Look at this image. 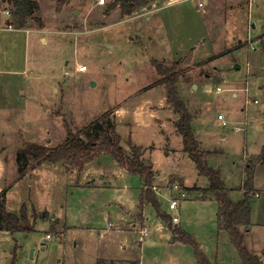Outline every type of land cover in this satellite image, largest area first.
<instances>
[{
    "label": "rangeland",
    "instance_id": "obj_1",
    "mask_svg": "<svg viewBox=\"0 0 264 264\" xmlns=\"http://www.w3.org/2000/svg\"><path fill=\"white\" fill-rule=\"evenodd\" d=\"M55 1L56 12L51 9L48 10L46 6L44 8L46 17H49V26L56 31V40L59 41V44L63 48H57L55 51H51V56L54 59H58V57L61 58L64 55V68L63 72L58 73L55 82H50L44 86L48 90V100L39 101L38 106L35 107L36 109L34 110L31 108L30 115L28 116L32 122L29 120L28 127L30 129L27 128L26 131L30 134H37V140L39 142L45 141L40 144L47 143V146L52 147L63 144L66 139V122L76 131L83 129L92 122L98 120L105 112L110 111L112 112L111 116L113 122L117 126L115 122H125L128 120L129 116L133 115L132 112H128L133 105L138 104L143 99L145 101L157 100L162 88L155 90L154 93L147 97H143V99L141 96L148 87L156 86L155 82L160 79L155 67L151 63L152 59H156L166 65H171L176 61L183 60L193 53L192 61L181 67V69H185L186 77L189 78V82H185L184 77H181L178 86L181 82L185 83V86L188 87V91H191L192 85L201 87L209 80L212 82L210 83V85L212 84L211 87H214L216 90L222 83V78L218 73H215L214 66L212 67V64L207 65L204 58H198L199 53L195 56V52L198 51L199 45L194 52L192 51L190 53V46H192L194 42H201L204 45L209 42V36L208 34L206 35L204 31L205 24L203 20V13L206 8H201V10L198 9L200 0H186L181 3V6L177 9L169 8L160 10L158 14L152 16L151 21H148L145 17L149 15L146 9L137 13V15H141V17L137 16L139 18L133 21L125 17L119 7L111 11L109 9L111 0H107L106 6L102 7L97 6L94 0H80L78 6L70 5L66 10L65 5L68 4L70 0L63 5L61 10H58V0ZM207 1L209 2V0ZM240 1L239 3L244 4L246 0ZM156 2L158 1L149 0L150 4H158ZM244 5H246L247 8V17L249 14L251 16L250 24H245L249 25V27L252 23L255 24L256 28L250 31L252 34L251 38H258L260 35V31H258L260 24H264V19H262L264 17L261 16L264 10V0H255L252 11H250L247 1ZM4 8L12 9V5L8 0H0V10ZM162 19L163 21L160 25H155V22H160ZM34 23L36 25L38 24L35 21ZM235 23H237L235 24L237 27L235 29H226L230 34L228 33L224 38L226 39L227 36H233L237 39H246L245 42H247V26L239 20ZM140 26H142V28ZM155 31L158 35H156ZM151 32L152 34L155 33V38L158 36L157 39L159 40L147 47L151 37H153L150 35ZM8 35L7 33H0V68L6 71L10 68L21 67L25 52L29 50V45L26 46V39H24L22 35L17 38L14 36V38L3 39ZM260 39L262 40L264 37ZM174 42L176 44H174ZM173 47H176V49L178 47V52L173 51L171 53L170 50ZM248 49L245 48L240 56L244 77L246 76V65L249 60ZM167 51L169 52L166 53ZM184 51L186 56L184 55V58H180L178 53ZM30 53L31 56H34L35 54L47 55V53L50 52L46 48H38L34 42L30 45ZM58 70L59 68H55L56 72H58ZM207 74H209L210 77H207ZM212 98L213 97H211V100ZM263 98L264 92L252 87L248 96L242 95L239 99H236V102L228 101V103H225L220 100L213 101L212 104L209 102L194 104L192 102L191 106L193 107V112L189 111L191 114L193 113L192 116L194 115L193 121L194 117H198L201 120L203 119L202 121L207 120L208 122L211 120L212 116L217 120L216 124L218 127L215 128L219 130V134L216 135L214 147L222 149L225 153L232 155V157L243 155L245 150L249 152V154H257L264 144V130L257 129V117L255 114L260 109L261 105H256L254 100L257 99L261 102L260 104H262L264 101ZM245 102H248L249 106L247 111L242 112ZM196 106H199L198 110ZM232 108H234L235 111ZM116 112L120 114L119 117L116 116ZM219 112H225L226 117L229 118L226 119L230 122L228 126H223V121L218 120ZM245 116L247 117L243 118V121H247V131H235L236 127H244L242 123H236V121H239L240 118ZM230 117L234 119H230ZM16 123L18 122L16 121ZM12 126H15V123ZM116 128L118 131V127ZM121 128L124 138L126 139L125 145L127 146V142H130V133L132 132L126 130L124 124L121 125ZM135 132L139 144L144 145L153 141L152 133L142 132L139 128L136 129ZM227 133V138L223 139L221 135ZM175 135H177V131L174 130L171 135H166L162 142L158 144L152 143L149 147L155 150L160 149L163 154L171 149H179V162L177 164L183 169L185 175L193 183V186L197 178L196 170H194L195 166L190 164L189 159L191 158L188 153L185 152V149H182L180 141ZM180 136L182 137L181 134ZM8 138L7 136L5 138L6 140L1 143L8 144ZM28 140L32 141V139ZM18 141L20 143L19 148H22L27 139L22 134ZM126 152L132 154L130 146L126 147ZM238 158L239 157L234 160ZM158 162L159 167L155 171L161 173L163 171V169H161L163 167L161 165L162 162L160 159H158ZM106 165L111 166L114 164L108 163ZM91 168V173L94 174L95 177V179L91 181L92 183L98 182L97 176L101 173L106 175V172L110 174L113 172L115 177H117V182L114 187L110 189H101L100 191H91L87 188L78 191V188L75 186L71 188L67 186L65 189V184L60 182L59 186L55 187V192L53 187H48L56 197L55 198L53 195L51 198H55L56 200L61 198L65 199L71 215L74 216L71 218V224H74L75 228L71 230H82L73 235L75 241L81 242L82 240L85 241L88 239L91 241L93 247L96 248L97 246L95 252L99 250L103 252L105 250L106 253L111 251L117 258H126L130 255L131 248L137 246V253L139 255L141 248L138 245L133 247L129 246L127 249H124L127 237L125 233L122 232L116 235L117 232L112 231L110 234H107L102 241L98 233H93L96 231L92 230L90 233L89 229H96L99 231L108 229V231H110L112 225L116 227L118 223L126 220L128 217L126 213V204H129L131 206L130 209L133 208L132 213H135L139 192L142 187L141 178L138 175L132 174L123 177L117 176L115 174L116 172L113 171L111 167L105 169V171L98 170L99 168H97V166L91 165ZM230 168V166L226 168V174L229 173ZM170 172L171 170L169 173ZM179 175L180 173L177 171L164 180L167 182L166 193L168 188L176 181L182 183L187 188L188 192L191 193V190L188 188L190 187L188 186V182ZM239 179L240 178L237 177L236 179L230 180V182H233L231 186H240L241 182ZM29 184L32 185L29 189L34 191L33 181L29 180ZM195 187L198 188V186ZM44 190L46 191V188H44ZM44 195L47 198V191L40 196L39 201H42V204L47 202L51 205V201L48 199L45 201ZM14 199L16 202L13 204H18L19 198L15 195ZM198 202L202 203L203 201ZM165 203L166 206H168V200H165ZM185 203L186 201H183L179 211L172 210L170 213L174 216L179 215L182 220L183 229L188 234L193 235L200 246L203 244L206 249H209L208 255L201 246V249L206 253L210 261L213 263L221 262L219 259H221L223 255L232 261V263L230 261L231 264H241V261H233V255H235L233 253L235 249L234 245L231 246V249H233L231 252L228 247L226 249V247L223 248L221 246L219 250L220 255L217 256L214 253L211 242L215 225V221H213L212 218V204L200 205L197 202ZM40 207H43L41 203ZM32 208L33 220L31 219V221H35L36 231L31 233L19 232L14 235L1 233L0 264H12L13 260H15V264H35L31 259V250L37 248L39 251L36 252V259L39 253L44 254L49 250L48 247H41L40 243L42 242L59 244L56 254L60 255V260L63 259L66 249L63 248L60 242L62 240L56 241L54 237L49 242L45 241L44 237L46 232L49 231V227L47 224L40 223L41 221L49 222L51 228L57 230L64 227L62 221L56 220L53 222L49 212L41 214L37 212L34 206ZM34 211L37 213L35 217L36 220L34 218ZM162 211L165 210L162 208ZM144 212L145 207L143 211L140 209V215L138 217L140 220L138 222L141 223L139 227L142 226L141 228L144 227V215L146 214ZM149 213L150 217H153V220L158 219L153 208L150 209ZM43 215L45 216L43 217ZM109 222H111V226ZM150 225L151 227H155L154 221H151ZM174 226L181 228L176 224H174ZM166 227H168L167 224ZM154 229L155 228H153L152 232H150L143 243L142 252L139 255L142 264H178L180 262H182L181 264H198L195 257V250L192 245L182 243L175 247L173 245V243H175L173 239L170 242L167 239H163L158 233V230ZM66 238L71 241V234L68 233ZM135 238L137 240L138 236ZM88 244H90V242ZM72 245L73 244H70V246ZM84 249L85 247H78L76 250V247H73L75 254L79 253L80 255L86 253ZM224 251H226L225 254ZM72 256H74V253Z\"/></svg>",
    "mask_w": 264,
    "mask_h": 264
},
{
    "label": "crops",
    "instance_id": "obj_2",
    "mask_svg": "<svg viewBox=\"0 0 264 264\" xmlns=\"http://www.w3.org/2000/svg\"><path fill=\"white\" fill-rule=\"evenodd\" d=\"M39 5L40 9L34 13V15L29 19L28 25L26 28L16 30L10 28L9 22L11 17L5 13V11L9 10L8 8H4L0 10V33H7L8 36H5L3 39H10L17 38L22 35L24 39H26V46L29 45V50L25 52V56L23 59V63L19 68H10L6 71L3 68H0V195L6 191V208L9 212L19 214L21 211L22 206L26 205L28 211H30V217L33 220V206L37 210L38 213L45 214L49 212L52 216V221L55 222L56 220L62 221V225L64 227L59 228L57 230L51 228L49 222L41 221L40 223L47 224L49 227V231L46 232L45 241H50L54 237L56 241H60L63 248L66 249V253H64L63 259L60 260L56 251H58L59 244L56 243H40L41 247L45 248L48 247V252L37 255L36 259V252L38 251L37 248L32 249L31 259L32 262L35 264H142L141 257L139 255L142 252V246L145 242L146 238L149 236L150 232L154 230H158V233L163 239H167L169 242L173 239L172 231L166 227V223L161 219L153 220V217H150V209L153 208L152 204L147 203L145 205V221H144V229L139 227V215H140V195L142 190L144 189V184L142 182V187L139 192L138 203L136 205L135 213H132L133 208L130 209V205L126 204V213L128 215L126 220L121 221L117 224L116 227L111 226V222H109L110 231L104 230L99 231L96 229H89L90 233H98L100 240L103 241V238L110 234L112 231L118 233H125L126 234V244L124 245V249H127L129 246L133 247L138 245L141 248V252L138 255L137 253V246L131 248V253L126 258H117L110 252L96 251V248L93 247L90 240L86 239L85 241H75V237L73 236L76 232L82 231L75 229L74 224H71V218L74 216L71 215L70 210L68 209L67 203L65 199H58L56 200L55 194H53L49 190V186L54 188L59 186V183H64V188L66 189L67 186L70 188L75 186L78 188V191L83 189H88L91 191H100L101 189L111 188L117 182V177L111 172L112 174L106 172V175L101 173L97 176V183H92L91 181L95 179L94 174L91 173V165L97 166L98 170L105 171V169L111 167L113 171H115L117 176L123 177L130 174L125 169L121 168L118 163L111 157L103 155L101 158L95 160L92 163L86 164L82 170H78L73 167H68L64 162L58 163H50V162H43L37 163L35 161L30 162L26 175L20 179L19 178V165L17 162V154L20 150L24 149L26 143L34 142L35 144L46 146L50 148H55L52 146H47L48 144H40L45 141H38V136L35 133H29L27 130L30 129L28 127V122L31 119L28 117L30 115V110L38 106V102L42 100H48L47 94L48 90L46 87L47 84L50 82H55V78L58 76V73L63 72L64 62L63 58L64 55L58 59H54L51 54V51H55L57 48H62L59 44V41L56 40V31L50 28L49 17H46L45 13V6L48 10H52L56 12V1L55 0H36ZM97 6H106L99 5L96 0H94ZM113 0H111L112 3ZM149 1V0H148ZM158 4L149 3L146 7H139L136 8L131 15H124L129 20L133 21L136 18L141 17V15H137L140 11L146 9L148 11L147 16H145L148 21L152 20V16L159 13L160 10H166L169 8L177 9L180 4L185 2L186 0H157ZM202 0H200L201 2ZM80 0H70L68 4L65 5V10L68 6H78ZM206 1L205 5L201 8H206L205 12L203 13V20H204V31L205 34L209 36V42L204 45L203 43L194 42L192 46H190L191 50L190 53L195 51L196 47L198 46V51L195 52V56L198 55V58H204L206 61L205 63L212 64L214 66L215 73H218L222 78V83L219 85L218 88L221 90L218 91V88L215 90L214 87H211L209 80L203 86L192 85L191 91H188V87L185 86V83L179 84V93L182 99L186 102L188 109L192 111L191 103L199 104V103H213V101H223L225 103L236 102V99H239L242 95H247L250 93L252 87L256 89H260L264 92V39H260L264 37V24H260L258 31H260V35L258 38L252 39V34L250 31L256 28L255 24L249 27V22L251 21L250 14L247 17L246 12V5L241 4L240 0H209ZM110 3V4H111ZM117 6L115 9H118ZM120 8V7H119ZM64 10V9H63ZM111 10V11H113ZM121 10V9H120ZM198 10V11H200ZM64 12V11H63ZM139 16V17H137ZM250 16V17H249ZM264 17V10L261 15ZM36 19H40L43 22V27H40L38 24L36 25ZM175 19V18H174ZM264 19V18H262ZM239 20L241 23L246 25V29L248 30V41L246 39L234 38L233 36H227L226 39L224 38L225 35L229 31L226 29H235V22ZM163 19L160 22H155V25H160ZM247 23V24H245ZM142 28V26H140ZM157 29V27H156ZM227 31V32H226ZM156 35L158 33L155 31ZM155 33L152 35L148 45L156 43L159 39L158 36L155 38ZM211 39V40H210ZM224 39V40H223ZM135 40V39H131ZM130 40V41H131ZM93 41V39H92ZM91 41V42H92ZM37 45L38 48H46L50 53L47 55H34L31 56L30 53V45L34 43ZM255 43V47H251V43ZM257 42V43H256ZM174 44H176L174 42ZM64 47V46H63ZM248 52V62H247V70L246 76L244 77V70L243 65L241 63V52L245 49ZM63 49V48H62ZM178 47L171 48L170 52H178ZM250 50V51H249ZM167 51L166 53H168ZM180 58L185 55L184 52H179ZM76 56V55H75ZM186 56V55H185ZM188 56V54H187ZM245 56V55H244ZM184 58V57H183ZM215 63V64H214ZM205 64V65H206ZM55 68H59L58 72L55 71ZM65 73V72H64ZM207 77H210L207 74ZM185 82H189L184 80ZM210 86V87H209ZM162 88L160 91V96L155 101L147 100L145 101L143 97H147L148 95L154 93L155 90ZM184 88V89H183ZM53 91V89L51 88ZM50 91V90H49ZM227 93V94H226ZM157 94V95H159ZM230 94V95H229ZM142 101L138 104L132 106L131 110L128 112H132L133 115L128 117V120L125 122L117 121L118 133L122 137V145L126 150V147L129 146L127 142V146L125 145V138L122 132L121 125L124 124L125 129L128 130L130 133V141L132 145L140 147L142 149V159L146 164H152L154 171L159 167L158 159L162 162L163 171L158 173L155 171V187L154 191L157 194V198L159 202L162 204V208L168 213L170 216L172 215L168 206H166L165 200H168L166 196L167 190V182L164 180L173 175V173L179 171L180 177H183L188 182V187L191 190V193L188 192L189 198L186 203L197 202L200 205H207L212 204L213 206V213L212 218L215 221V225L213 228V235L211 237V242L213 245L214 253L218 256L220 255V247L229 248L230 252L232 247V242L230 239V235L225 230H219L218 223H219V204L216 201L215 194L210 188V182L204 176H200L196 167V164L193 160L189 159L190 164L195 166L194 170H196L197 178L195 180V184L192 186V182L188 179L185 175L183 169L177 164L179 162L178 154L179 149H171L168 152L164 153L160 149H152L149 147L150 144L155 143L158 144L165 139L166 135H171L174 130L177 131L176 138L180 141V145L182 149H184L183 138L179 134L178 130V122L179 116L175 114L172 106L168 103V94L165 85H157L148 87L146 91L141 95ZM211 97L212 100H211ZM247 98V97H246ZM211 100V101H210ZM264 100V98H263ZM248 101V99H247ZM130 102V101H128ZM127 102V103H128ZM190 102V103H189ZM256 105H261L260 109L255 114L256 118V126L258 130H264V101L262 104L257 99L254 100ZM132 105V104H128ZM137 105V106H136ZM238 106V105H237ZM249 106L248 102H245V106L242 109L243 111H247ZM199 106H196L198 110ZM239 107V106H238ZM234 111L235 109L232 108ZM237 112V111H236ZM193 114V113H192ZM21 115V116H20ZM222 115L224 120L229 119L226 117L225 112L218 113V120L219 116ZM116 116L119 117L120 114L116 112ZM194 116V115H193ZM240 118L239 121L236 123H242L244 127L237 128L235 131L242 132L247 131L246 122L243 121V118ZM230 119H234L231 118ZM203 120V119H202ZM200 118H195L192 123L194 135L197 141L200 144V147L204 151H220L221 154L211 155L208 158L209 164L221 170L223 179L226 183V187L230 198L235 202L238 203L245 198V190L243 189V185L247 179L246 175V168L248 163L255 157H258L264 144L262 145V149L257 154H249V152L244 151V154L239 157L238 159L234 160L235 156L229 155L225 153L222 149L214 147V141L216 135L219 134V130H216L215 127L217 126V120L212 116L211 120L207 122V120L202 121ZM16 121L18 123H16ZM115 121V120H114ZM223 121V120H222ZM32 122V121H31ZM15 123V126H12ZM230 122L227 123L228 126ZM140 129L142 132H149L152 133V142L148 144H139L138 138L136 136V129ZM120 130V131H119ZM22 132V133H21ZM234 132V131H233ZM176 133V132H175ZM24 135L27 141L24 143V147L19 148V141L21 135ZM129 135V134H128ZM8 138L7 143L3 144L6 137ZM227 134H222L221 137L227 138ZM28 139H32L29 141ZM162 139V140H161ZM61 145V144H60ZM57 147V146H56ZM157 156V158H156ZM114 164L111 166H107L106 164ZM96 164V165H95ZM230 166L229 173L226 174V168ZM171 172L169 173V171ZM110 176V177H109ZM239 177L240 179V186L232 187L230 180L236 179ZM71 178V179H70ZM29 180L33 181L35 190L29 189L30 185ZM160 180V181H159ZM29 184V185H28ZM36 184V185H35ZM25 186V187H24ZM195 186H198L195 187ZM9 187V188H8ZM33 188V187H31ZM37 188V190H36ZM48 193L47 198L44 195L45 201L48 199L51 201V205L47 202L42 204L43 202L39 201V198L42 194H45V190ZM69 188V189H70ZM57 189V188H56ZM15 195L19 198L18 204L14 205L15 203ZM18 195V196H17ZM50 195V196H49ZM55 198H51L53 196ZM25 196V197H24ZM67 200V198H66ZM184 201V202H185ZM198 201H203L199 203ZM43 205V207H40ZM183 203V202H182ZM185 203V204H186ZM215 203V205H214ZM249 203L251 206V225L248 231H245V240L248 249L254 254L261 258L264 264V159L258 163L255 169V176H254V194L249 198ZM13 204V205H12ZM182 207V204H181ZM180 207V208H181ZM154 209V208H153ZM85 211V210H83ZM154 212L156 213L155 209ZM148 216V217H147ZM70 217V218H69ZM154 221L155 227H151L150 222ZM182 229V220L179 216L178 224ZM134 228V229H133ZM244 229V228H242ZM184 230V229H183ZM36 231L35 230L33 232ZM10 232L6 230H0V234ZM19 233V232H17ZM25 233V232H23ZM68 233L71 234V241L67 240ZM16 234V233H15ZM48 235L51 237L48 238ZM56 235V236H54ZM92 236V235H89ZM136 236L138 239L136 240ZM213 239V240H212ZM90 242V244H88ZM70 244H73L70 246ZM172 244V243H171ZM182 244L181 242H175L173 245L176 247L177 245ZM204 250L209 255V249H206L204 245H201ZM73 247L82 248L85 247L86 253L84 255L75 254ZM105 248V247H103ZM139 248V250H140ZM234 248V247H233ZM39 252V251H38ZM72 255L74 253V256ZM77 252V251H76ZM223 252V251H222ZM58 253V252H57ZM226 251H224V254ZM233 253V261H241L242 260L237 252L234 249ZM238 255V259L237 255ZM218 259V258H217ZM220 263H230V259L221 256L219 259ZM182 262L178 263L181 264ZM232 263V261H231ZM230 263V264H231Z\"/></svg>",
    "mask_w": 264,
    "mask_h": 264
},
{
    "label": "trees",
    "instance_id": "obj_3",
    "mask_svg": "<svg viewBox=\"0 0 264 264\" xmlns=\"http://www.w3.org/2000/svg\"><path fill=\"white\" fill-rule=\"evenodd\" d=\"M8 1L12 5L9 24L16 30L26 28L29 19L40 9V5L36 0ZM68 1L58 0V10H61ZM148 4V0H113L109 5V9L113 10L119 6L124 15H131L136 8L146 7ZM36 22L40 27H43L44 24L40 19H36ZM192 54L171 65L152 59L151 63L160 76L155 85H165L168 103L172 106L175 114L179 116L178 130L183 137L185 152L196 164L199 175L206 177L210 182V188L219 204V230H225L229 233L231 242L243 264H263L261 258L248 249L244 232L248 231L251 225L249 198L254 194L255 169L258 163L264 159V147L261 154L248 163L246 168L247 179L243 185L245 198L235 203L230 198L221 170L212 167L208 162V158L212 154H221V152L204 151L200 147L193 131V116L178 90V83L181 77L189 81V78L186 77L185 69H181V67L192 61ZM111 115L112 112L107 111L98 120L76 131L66 122V139L63 144L55 148L27 143L25 148L17 154L19 178L22 179L26 175L28 166L32 161L37 163L64 162L68 167L82 170L86 164L94 162L103 155L111 156L121 168L141 178L144 189L140 195V209L143 211L147 203L152 204L158 218L163 220L172 231L173 242L192 245L198 264H224L211 262L195 237L188 234L185 230L174 226L172 217L162 211L161 203L154 191L155 171L153 165H148L144 162L142 149L132 145L131 141L129 146L132 154L126 152L122 145V137L118 133ZM6 191L0 195V230H6L12 235L17 232H33L35 230V221H31L26 205L22 206L19 214L11 213L7 210ZM36 216L37 213L34 211V218ZM12 264H15V260H13Z\"/></svg>",
    "mask_w": 264,
    "mask_h": 264
},
{
    "label": "built area",
    "instance_id": "obj_4",
    "mask_svg": "<svg viewBox=\"0 0 264 264\" xmlns=\"http://www.w3.org/2000/svg\"><path fill=\"white\" fill-rule=\"evenodd\" d=\"M97 3L99 5H105L107 4V0H96ZM207 0H202L200 3H199V6L202 7L205 5ZM249 4V8H250V11H252V7H253V4H254V1L255 0H246ZM5 13L7 15H9L11 17V12L9 10L5 11ZM10 28H13L10 24L8 25ZM257 43V42H256ZM251 47L254 48L255 47V43L252 42L251 43ZM221 90L220 88H218V91ZM219 119L220 120H223V124L224 125H227L228 121H225L223 116L220 115L219 116ZM166 196L168 197V207L169 209L172 211V210H176V211H179L180 209V206L182 204L183 201L187 200L189 198V194H188V190L187 188L182 184L180 183L179 181H176L175 183H173L169 188H168V191L166 193ZM172 217V220H173V223L174 224H178L179 222V215H171ZM51 237V235H48V238Z\"/></svg>",
    "mask_w": 264,
    "mask_h": 264
},
{
    "label": "water",
    "instance_id": "obj_5",
    "mask_svg": "<svg viewBox=\"0 0 264 264\" xmlns=\"http://www.w3.org/2000/svg\"><path fill=\"white\" fill-rule=\"evenodd\" d=\"M94 85V84H93Z\"/></svg>",
    "mask_w": 264,
    "mask_h": 264
}]
</instances>
